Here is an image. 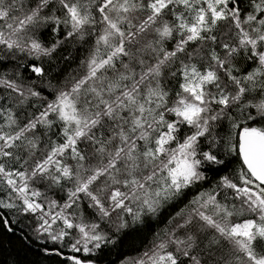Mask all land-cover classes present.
Masks as SVG:
<instances>
[{"label":"snow or ice","instance_id":"1","mask_svg":"<svg viewBox=\"0 0 264 264\" xmlns=\"http://www.w3.org/2000/svg\"><path fill=\"white\" fill-rule=\"evenodd\" d=\"M0 228L12 264H264V0H0Z\"/></svg>","mask_w":264,"mask_h":264},{"label":"trees","instance_id":"2","mask_svg":"<svg viewBox=\"0 0 264 264\" xmlns=\"http://www.w3.org/2000/svg\"><path fill=\"white\" fill-rule=\"evenodd\" d=\"M18 233L4 232L0 228V264H12V261L18 256L22 258L24 253L20 250ZM131 254V253H128ZM116 254H113L111 259H116Z\"/></svg>","mask_w":264,"mask_h":264}]
</instances>
